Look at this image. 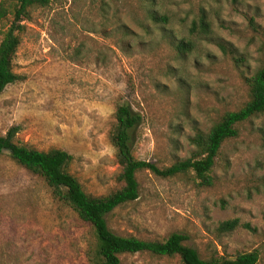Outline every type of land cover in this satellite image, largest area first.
<instances>
[{"label": "rangeland", "instance_id": "rangeland-1", "mask_svg": "<svg viewBox=\"0 0 264 264\" xmlns=\"http://www.w3.org/2000/svg\"><path fill=\"white\" fill-rule=\"evenodd\" d=\"M150 10L169 22L154 23ZM202 12L211 33L190 35ZM24 24L14 60L21 79L0 92V134L15 127L23 144L67 151V170L94 196L117 187L108 131L119 102L142 116L134 156L169 166L190 156L196 129L207 131L248 100L244 78L263 58L264 0H51ZM181 36L193 39V50L177 51L171 40ZM237 127L215 160L211 185L193 173L163 178L140 171L138 198L107 215L109 228L143 240L178 232L202 258L257 250L256 264H264V113ZM229 219L239 226L219 231ZM92 240L89 224L41 177L8 152L0 155V264H88ZM120 259L183 264L147 251Z\"/></svg>", "mask_w": 264, "mask_h": 264}, {"label": "trees", "instance_id": "trees-1", "mask_svg": "<svg viewBox=\"0 0 264 264\" xmlns=\"http://www.w3.org/2000/svg\"><path fill=\"white\" fill-rule=\"evenodd\" d=\"M51 0H0V26H6L0 40V92L21 79L15 71L14 60L25 29L24 21L30 18L35 7L46 6ZM149 18L156 24L166 25L169 17L150 10ZM251 26L255 28L253 20ZM211 24L205 12L193 19L188 27L190 35L205 36L211 33ZM261 43L262 61L251 76L244 81L248 88V100L238 109L226 111L207 131L196 129L189 136L193 146L185 159L160 167L154 162L138 159L133 154L135 134L142 122L141 114L130 103L119 102L113 113L108 131L109 142L115 149V162L119 171L117 187L110 192L94 196L87 193L77 177L67 170L72 155L60 148L39 150L16 139L17 128L0 134V155L8 152L11 160L32 174L41 177L53 197L69 206L79 219L89 224L93 240L86 250L88 264H121L120 255L147 251L158 256H178L183 264H256L257 250L238 253L234 258L212 256L202 258L198 251L185 243L184 234L173 232L163 240H143L134 236L114 233L108 226L107 215L116 207L134 201L139 196L138 173L148 170L156 176L170 178L193 173L203 185L212 184V167L225 141L237 136L238 124L264 113V30ZM177 51L184 54L195 47L193 39L181 36L171 40ZM218 46L231 49L222 41ZM264 217V214H263ZM239 226L238 219L221 222L219 231L230 232Z\"/></svg>", "mask_w": 264, "mask_h": 264}]
</instances>
